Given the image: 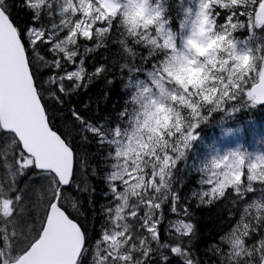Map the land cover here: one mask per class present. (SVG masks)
Returning a JSON list of instances; mask_svg holds the SVG:
<instances>
[{"label": "snow or ice", "instance_id": "obj_1", "mask_svg": "<svg viewBox=\"0 0 264 264\" xmlns=\"http://www.w3.org/2000/svg\"><path fill=\"white\" fill-rule=\"evenodd\" d=\"M194 17V36L223 39L212 63L189 42L182 53L144 3L0 0V264H37L54 213L69 264H264V156L187 161L202 126L264 104V0H198ZM178 66L208 79L185 87ZM223 200L232 209L201 250L193 202Z\"/></svg>", "mask_w": 264, "mask_h": 264}, {"label": "trees", "instance_id": "obj_2", "mask_svg": "<svg viewBox=\"0 0 264 264\" xmlns=\"http://www.w3.org/2000/svg\"><path fill=\"white\" fill-rule=\"evenodd\" d=\"M153 6L159 10L161 16L164 20H170V23H166L165 27L167 30H170L173 36L176 38V41L179 42L182 37V32L184 27L188 22L189 18V9L194 12L198 5V0H153ZM22 15V13H21ZM184 23V27H181V24ZM127 27V25H125ZM127 34V33H126ZM246 32H240L237 34V39L243 42L247 38ZM204 39L208 43V51L211 54L213 60H217L221 56V50L223 46L222 38H215L203 34ZM178 46L180 44H177ZM207 64V62H205ZM192 77L190 80H187V87L192 86L199 88L205 81L208 79L204 68L194 69L192 71ZM103 84L99 85V88L103 89ZM111 106L115 107L116 105H122L123 100L120 98L117 92L112 91L109 93ZM178 111V110H177ZM218 118V117H217ZM214 122L209 123L215 129L214 144L208 143L209 135L205 133L204 130H201L203 134H200V139L193 143L192 148L187 153V161L190 166L199 167L208 164L213 159V152L219 148H231L233 145L240 144L244 139H246L253 131L255 124H258L262 129L264 128V106L258 107H243L235 116L227 117V121L224 125H220L218 119ZM172 122V116L170 111H166V116L162 119L160 128H166ZM226 128H241L243 129V138L242 136L239 139L227 140L222 127ZM262 129L257 130L253 134V138L257 140L260 139L262 134ZM199 130V131H200ZM157 135H161L160 131ZM263 137V136H262ZM258 139V140H259ZM257 140V141H258ZM185 170L182 168L181 173L178 176V180L184 181L186 179L184 175ZM192 177L189 175L187 180H191ZM91 184L97 188L95 197L101 196L100 185L98 180H91ZM197 190V185L195 183H187L184 187L181 188V191L190 196L191 191ZM251 195V194H250ZM105 201L101 199L99 203H104ZM99 206V204L97 205ZM232 209V205L229 201L223 200L217 203L214 207L212 206H200L196 207L195 202H193V212H194V222L197 223L198 228L200 229V240L197 241L198 247L202 250V245L200 241L208 240L211 242L216 232L222 227L221 220L222 218ZM24 235L28 234V227L25 225L23 227Z\"/></svg>", "mask_w": 264, "mask_h": 264}, {"label": "water", "instance_id": "obj_3", "mask_svg": "<svg viewBox=\"0 0 264 264\" xmlns=\"http://www.w3.org/2000/svg\"><path fill=\"white\" fill-rule=\"evenodd\" d=\"M43 166V165H42ZM62 213L55 214L50 221L51 236L40 245V252L34 258L37 264H69L70 252L68 251L67 237L63 230L64 219Z\"/></svg>", "mask_w": 264, "mask_h": 264}, {"label": "rangeland", "instance_id": "obj_4", "mask_svg": "<svg viewBox=\"0 0 264 264\" xmlns=\"http://www.w3.org/2000/svg\"><path fill=\"white\" fill-rule=\"evenodd\" d=\"M125 3H128V0H125ZM131 3L132 5L134 6H138L140 3H144L145 4V7L151 11L150 7L148 6V3H147V0H131ZM191 22L188 26V32H186L185 30L182 32V46L181 48L179 49L182 53L183 52H187V48H185V43L186 42H189L192 44V47L198 51L200 53V55L202 54H205L204 53V50H206V43L202 37V34L200 35H196L194 36V28H193V25H194V20H195V17H194V14H192L191 16ZM142 18V16H141ZM246 47V46H244ZM243 50V49H242ZM189 55V60H191V53H188ZM243 63L245 64V66L247 65L248 61L247 59H244ZM192 71V68L190 66H178L175 70V79H177L180 83H183L185 84L184 81V78L188 77L190 72ZM160 116L159 115L157 117V119L155 120V123L159 121L160 119ZM231 135H233V133H230ZM255 142V141H254ZM254 142H252L251 144H254ZM231 152H238V149L237 148H232V149H221L219 150L215 155H214V158H218L220 156H224V155H228L229 153ZM258 156H264V155H260V154H256L255 156V160ZM254 160V161H255Z\"/></svg>", "mask_w": 264, "mask_h": 264}, {"label": "clouds", "instance_id": "obj_5", "mask_svg": "<svg viewBox=\"0 0 264 264\" xmlns=\"http://www.w3.org/2000/svg\"><path fill=\"white\" fill-rule=\"evenodd\" d=\"M137 15H139V13H137ZM135 17H133V19H134Z\"/></svg>", "mask_w": 264, "mask_h": 264}]
</instances>
